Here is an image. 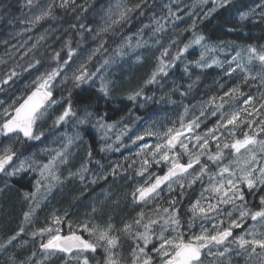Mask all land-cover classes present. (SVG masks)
I'll list each match as a JSON object with an SVG mask.
<instances>
[{"label": "rangeland", "instance_id": "1", "mask_svg": "<svg viewBox=\"0 0 264 264\" xmlns=\"http://www.w3.org/2000/svg\"><path fill=\"white\" fill-rule=\"evenodd\" d=\"M23 1V9H21L18 14H9L7 18L2 21V28L0 30V65L8 63L12 59L15 60L13 63H10L11 66H13L16 62H20L25 55L32 54L49 39H53V41L59 40L60 43L66 45L68 52L69 49L73 50V55L69 63L64 65L60 75L52 81L51 90L53 94L55 90L61 88L67 81L72 79L74 75L79 74L82 70L81 65L84 66L85 70L88 63L101 55H103V58L101 62L98 63L97 67L94 70L87 71L90 74L95 73V75L92 77V80L84 83V85L94 86L99 90L101 80L103 79L109 83V94L105 96L100 92L102 95L109 99L114 97V99L122 98L126 100H128V96L133 92L141 89L143 92V89L150 85H145V82L156 70L161 60L173 65L167 68L168 73L172 67L177 68L178 65H182L181 68H185L188 65L196 66L195 62L200 60L202 53L204 54V62L209 66L203 68L198 67L201 69L223 68L225 66L229 68V64L226 63V61H231L232 57L236 56L238 52H242V50L244 62L247 61L246 50L249 46L227 42L211 43L206 40V37L198 29L200 21L211 17L220 8L217 7L216 11L206 15L208 9L213 7L212 0H207V3H201V0L161 1L157 9L149 12L146 21L141 22L136 32L124 36L123 39H120L118 42L117 40H114V43L112 42L111 46L113 48L112 52L109 54V51H103L102 49L106 44L108 35H110L122 22L132 16L146 0H105L100 6L90 10L89 17L92 19L93 23L77 30L75 34L68 31L67 27L60 28L52 24L42 25L47 17L39 22L33 23L35 16L49 7L47 6L48 3L35 2V0H33L32 6L28 7L27 0ZM137 5H139V7H136ZM125 8H132L134 10L128 13L126 19L121 20L119 13ZM140 18L141 16L139 19ZM112 20H117L118 22L113 24ZM88 29H91V31ZM103 29H107V31ZM196 36H203L204 40L201 41V44L214 47L215 50L205 51L201 45L192 44L181 54L179 59L173 61L172 58L184 48L185 44H189L190 41H193ZM179 39H181L179 45H176ZM170 46H174L175 48L171 49ZM96 49H99V51H96ZM165 50H167V55L162 56ZM68 52L65 60L68 59ZM191 52L196 53L193 60L188 56ZM106 60L109 61V63L105 64L104 62ZM213 61H215V63ZM143 66H145L144 72L136 78L137 76L134 75V72L138 68L140 71ZM231 67L234 68L235 63L231 64ZM55 68L57 67H46L45 69H40L36 73H30L28 78L19 84L14 91L6 92L5 89H0V114H2L3 109L13 105L14 101L20 103L32 90L36 89L37 85L40 83L37 77H41L46 72ZM166 77L167 76L164 77L163 81L166 80ZM160 85L161 82L152 90L150 88V95L142 93V95L137 98L142 114L137 112L134 114L129 113L119 121L115 120L109 123L103 122L105 125H112L111 128H100L95 124V131L102 141L103 148H101V150L103 153H106L107 156L104 159L96 160L92 158V152L88 149L83 139L82 130L69 128L65 125H57L55 123L57 117L63 112L65 107H67L65 102L60 98L53 99L56 100L57 103L49 107L43 118L38 120L34 126V132L37 134L40 132L43 133V136H41L39 140L24 141L20 134L18 137L17 135L9 137L0 135V156H3L8 149H11L13 152L16 149L19 153V157L15 163L0 175V211L2 213V201L5 197L8 198V201L11 199L16 200L17 198L18 202H14L13 205L18 209V220H20V222H16V226L10 232L11 234L9 233L10 235L0 234V245L3 246L0 247V264H82L83 256L88 257L89 264H109V254L105 251V247L107 246L103 242L97 244L98 250L96 255L86 253L79 254V262L77 260V252L71 255L60 256L42 251L40 247L43 241L47 240L51 234H55L57 231L61 232V226L54 222L55 217L61 218L60 224H64L65 231L66 229L68 230L66 232H69V230L72 231L73 229L80 230L84 232L88 240H91L90 242L93 243H96L95 235H90V233L84 231L81 226L87 223L90 229L95 228L103 230L108 224H111L113 231L110 232V235L119 238L117 246L112 249L115 253L113 259L117 261V264H132L131 253L136 245V241L130 235L121 231L124 224L121 225V229H118L114 221L111 220L113 218H110L107 222L99 223L98 220H93L92 214L90 213L91 210L94 211V209L95 211L93 213L95 215L100 212V210L96 209L94 203L99 200L98 198L103 197L111 200L114 194L109 187H111L110 185L118 183L121 184V189L128 188L129 199L132 206H134L136 200H134L132 194L135 190L138 187L144 186L146 181L148 183L153 182L158 175V169L171 166L169 162L161 161L157 164L152 162V159L149 160V165H144L143 162L146 158L142 156L141 153L150 142L143 139L137 140L136 137L140 136V134H135V130L146 122L144 120V115L149 117V112L151 111L150 107L160 101L157 97L159 96L157 93L163 88V85ZM148 97L151 99H146ZM160 97L162 98L161 95ZM18 103L16 106H18ZM221 111L222 109L218 110L216 114ZM211 112L212 111L207 112L204 116H201L200 113L194 114L191 107H182L180 110L174 109L171 112L174 115L170 119L178 123L179 127L176 128L177 131L185 133L182 140L188 147V152H185L179 144V147L174 149L173 152L177 154L182 153L180 157L185 156L189 159V152L194 153L199 151L198 147H194V145H196L195 136H203L208 129L213 128L217 124V120L220 116V114L211 115ZM147 117H145V119L149 120ZM196 117L199 118L200 127L189 132L187 130V124ZM181 122L184 124L183 128L181 127ZM152 123L153 122H151V124ZM229 127L231 128L232 126ZM150 128L151 126L149 125L147 130H150ZM157 131L158 130H155V132ZM221 131H223V129H221ZM70 137L78 138H75L68 147L67 162L65 164L58 163L55 168V173L59 177L60 182H56L50 178H42L40 176L41 166L47 163L56 151L62 150L64 145L68 144V139ZM34 144H36V148ZM27 146H34L35 150L30 154H24L27 150ZM131 146L136 147L132 150L129 158L131 163L130 168H133L135 171L133 174L129 172V167L123 168L120 165L118 159L122 157L123 154L116 156V153H119L123 149H128ZM209 148L214 153L216 150V142L210 141ZM223 151L225 155V159L222 161L223 164H227L229 161L234 160L242 163L246 158V156L236 154L234 151L230 152L228 149H224ZM241 151L243 152L244 150L242 149ZM89 153H91L90 156ZM172 154L173 153H169V156L171 157ZM257 158H261L258 149ZM200 159L202 162L208 161L206 155L201 156ZM209 162L211 163V166L208 165L209 174L216 173L218 171L217 166L211 161ZM81 165H86L88 169V171L84 173L85 179L81 181L78 175L69 178V172L76 173L78 169L81 168ZM145 168L147 170L143 172V175H138V173ZM113 169H116L117 172L115 176L112 174ZM195 169L196 172H199V166H196ZM13 172L15 174H8ZM192 172L193 170L190 171V173ZM20 174H26L28 177H32L31 190H17L11 183V179L18 177ZM107 176L110 177L108 183L106 182ZM191 179L192 176H187L185 179L173 183L172 190H175L181 183L184 184L185 181H190ZM38 180L41 181L39 185L37 184ZM101 182L104 183L103 187ZM50 183L53 186L48 190V185ZM198 183L202 184V190L194 202L200 199L204 189L210 187L209 176H203L202 182L198 181ZM94 187H102L100 188L102 189L101 195H95V189L98 188ZM166 189L169 190L168 188ZM66 191L70 193L68 194L69 199L72 195L74 196V202L70 207L71 210L69 209L70 211L66 209L65 200L63 201L64 197L61 196V194ZM244 191L246 192L247 188H245ZM25 193H28L29 196L25 197ZM33 194H35V198H33ZM52 195L58 197L56 208L53 209L47 208L51 205L49 199ZM204 195L207 197L209 193L205 192ZM156 199L157 198L142 204L143 208L154 204ZM207 202L206 200H201V205L206 206ZM211 202L216 203L215 200ZM238 202L239 201H237V204L240 203ZM191 205L192 203L189 204V208L184 210L186 222L184 223L179 217L180 227L178 231L183 234L186 241L191 235L200 234L202 226L211 231L213 224L218 225L220 228H222L223 225L229 226L230 221L236 220L239 216L236 214L237 212L239 213V211L235 210L231 204H220L219 208L221 212L219 216H216L215 213H211L209 214V219H205L199 214L193 217V213L190 210ZM44 207H46L45 217L41 214V210ZM176 208L179 216L178 207L176 206ZM32 209H34V211L31 212L29 219L25 221L24 213L30 212ZM73 211L75 214H73ZM229 212H231V216L228 215ZM167 215L166 213H162L159 217L155 218L159 220V224L152 226L153 231L150 233L151 242L146 249L147 251H151L153 244L159 245L157 236L164 222L162 217L166 218ZM190 220L193 221V226L191 228L188 227ZM220 221H223V224H220ZM48 227L53 229L52 233L45 232L44 234H40L38 232L40 228ZM21 228H23V231H21ZM135 231L143 232L144 229L140 227L138 230H133V232ZM34 232L37 233L35 236L33 235ZM17 233H19V235H17ZM164 235L175 237L176 232H173L169 228L165 231ZM12 237L16 238L9 243ZM226 246L232 249L229 254H226L224 258L208 255L203 259L204 264H245L244 258L247 259L250 264L254 263V256L249 258L246 256L247 253H242L241 256L237 255L239 249H237L235 244L229 243ZM220 250H222V247ZM212 251L215 252L216 249L213 248Z\"/></svg>", "mask_w": 264, "mask_h": 264}, {"label": "snow or ice", "instance_id": "2", "mask_svg": "<svg viewBox=\"0 0 264 264\" xmlns=\"http://www.w3.org/2000/svg\"><path fill=\"white\" fill-rule=\"evenodd\" d=\"M213 7L208 9L206 15L211 14L216 11L217 7L225 8L232 4V0H212ZM201 3H207V0H201ZM33 0H27V6L31 7ZM69 5L73 6L75 10V0H62L60 7H67ZM136 7H139L137 5ZM86 11V9H83ZM134 9L125 8L119 13L120 19L124 20L127 18L128 13H131ZM52 15L51 5L40 12L39 15L35 16L33 23L39 22L40 20L45 19ZM248 13H241V19H247ZM264 16V12L261 13ZM117 20H112V23H117ZM195 26V25H193ZM81 28L85 26L80 25ZM91 31V29H88ZM107 31V29H103ZM204 40L203 36H196L193 41H190L189 44H185L184 48L181 49L175 57L172 58L173 61L180 58L181 54L186 51L192 44L201 45L205 51H214V47H210L206 44L202 45L201 41ZM102 46V45H101ZM99 51V49H96ZM247 61L244 62V56L242 52H238L236 56L232 57L231 61H226L229 64V68L226 72L227 75H231L233 72H236L239 69L242 73H249V75L244 76V81L247 82L249 78L253 81L258 80L260 85L264 87V72L257 73V75H250V70L247 65L251 64L254 60H258L262 66H264V47L257 49L256 47L249 46L247 48ZM73 55V50L69 49L68 59L64 60L63 64H59V52L55 53L53 59L57 60V68L46 72L41 77H37V80L40 83L37 85L36 89L27 96L26 99H23L22 103L14 101L13 105H10L9 108L3 109L2 114H0V135L9 136V134H23V136L29 140H39L43 133L34 132V126L37 121L42 119L48 108L56 104L57 101L52 99V90L51 83L52 81L60 75V72L63 70L64 65H67L71 60ZM163 55H167V50H165ZM215 63V61H213ZM40 61L37 60L35 64H39ZM105 64L109 61H105ZM197 67H208L209 65L204 62V54H201L200 60L196 61ZM235 63V67H231V64ZM35 65L29 64V68L34 67ZM173 66L171 63H165L161 60L160 64L156 70L151 74L150 78L145 82V85L153 84L157 82V77L167 76V68ZM81 71L79 74L74 75L73 79L76 82L77 86L80 84L87 83L92 80V77L95 73H88L84 70V66L81 65ZM27 71V69H25ZM99 70V69H98ZM187 71V68L185 69ZM15 76H17L16 71L13 69L7 73L6 78L0 80L2 84H8ZM191 87V86H189ZM100 92L105 96L109 94V83L101 80ZM234 93H239V88L230 89L229 92L225 93V96H231ZM142 95V89L137 90L128 96V99L135 101L138 97ZM184 95V93H181ZM242 95V93H241ZM19 99V98H18ZM146 99H151L150 97ZM223 100V98H221ZM254 97L249 95L243 103L245 105H251L253 112L256 111V107L252 104ZM264 101V96L260 98ZM18 103V106L16 104ZM223 108V104L218 105L211 112V115H216V112ZM260 108L264 109V103L260 104ZM93 113L88 111V106L85 105L83 109V114L78 116L77 113L73 110L71 101L68 102V106L65 107L63 112L57 117L55 123L59 125L61 122H66V119L73 117L81 125H86L90 122L93 117ZM201 116H204V111H201ZM252 116L251 112H248L247 108L237 109L234 111H221L220 116L217 120V124L207 130L203 135H196V145L199 151L189 152V159L185 163L179 162V157L181 154L173 152L176 147L178 138L183 135V132L177 131L175 129H168L164 133V139L162 143H157L154 146L152 151V162L159 164L161 161L169 162L170 167L163 176H156L154 181L151 183L145 182L144 186L138 187L135 192L132 194L134 200H139L147 203L149 200L155 199L160 196V193L163 191L162 185H166L169 191L172 190V184L177 183L179 180L185 179L187 176H192V179L188 182L187 186L191 187L197 181L202 182V178L205 175L209 176L210 187L204 189L201 193L200 199L196 200L191 205V211L193 217L197 214L201 215L205 219H209L211 213H215L216 216L220 215V204H231L235 210L239 211L238 220H231L230 224L226 228H220L218 225L213 224L212 230L209 231L207 228L201 227L200 234L191 235L187 241L184 239L182 233L178 231L180 227V219L177 214L176 205L179 203L176 199L168 201L169 207L163 208V213L168 214L166 218H163V225L160 228V232L157 236L159 240V245L153 244L151 251H147L149 243L151 242L152 226L159 224L158 219H147V223H144L145 214L141 212L139 217L134 219L132 223H126L121 229V231L130 235L135 241L136 245L132 250V264H204V260L201 258L202 253L205 249L207 252L205 255L216 256L218 258H224L226 254H229L232 249L226 245L229 237H232V228L242 227L245 217L250 218L252 221L264 225V207H261L257 211H251L247 208V202L245 201V191L247 188L249 193H254L259 186L264 185V137L261 136L264 133V118L259 120L250 119ZM103 117L96 118V124L100 128H111L112 125H105L103 122ZM240 125H245L248 129H252L253 125H256V131L243 132V139H233L235 130L240 127ZM229 126H232L231 128ZM181 127H184L183 122H181ZM200 127L199 118H193L187 124V130L189 132L193 131L195 128ZM223 129V131H221ZM227 135H226V134ZM151 134V133H149ZM258 137H261L258 139ZM78 137H70L68 139V144L64 145L62 150L56 151L55 154L48 160L47 163L43 164L40 169V176L42 178H50L56 182L59 181V177L55 173V168L57 164H65L68 158V147L72 144L73 140ZM137 140L143 139V136H137ZM210 141L216 142V150L213 153L209 144ZM181 148L188 152L187 144L183 140H179ZM110 147V146H109ZM224 149H228L230 152L239 154L241 156H246L242 161H229L227 164H223L222 161L225 159ZM244 150L243 152L241 150ZM257 149L259 150L261 158H257ZM169 153H173L172 156H169ZM15 153L11 149L6 150L3 156H0V172L5 171V164L12 160ZM91 153H89V156ZM207 156V160L211 161L218 168V171L214 174H209L208 164L202 162L200 157ZM144 165H149L150 161L145 159ZM195 166H199V172H196ZM189 169H192L193 172L190 173ZM147 169H143L138 175H143V172ZM87 166L81 165V168L78 169L76 173L69 172V178L74 176H79L81 181L85 179L84 173L87 172ZM195 173V174H193ZM9 175L15 174L8 173ZM47 174V175H46ZM112 174L115 176L117 174L116 169L112 170ZM227 174V175H225ZM175 178V179H173ZM41 181H37L39 185ZM53 185L50 183L48 185V190L51 189ZM181 188V195H183V189L185 185L181 183L179 185ZM208 192L209 196H205L204 193ZM25 197H28L29 194L25 193ZM35 198V194H33ZM201 200L208 201L206 206L201 205ZM215 200L216 203L211 201ZM237 201L240 203L237 204ZM260 204L264 205V196L260 197ZM24 213L25 221L29 219L31 212ZM95 211V209H94ZM157 214H159V209H157ZM231 216V212L228 213ZM61 221L60 217H55L54 222L59 224ZM220 224H223V221H220ZM143 227L144 231L133 232V226ZM193 226V221L190 220L188 227ZM84 231L89 232L90 235H95L96 243L85 240L82 236L77 235L75 232H72L70 235L61 236L59 231L55 234H51L46 243L41 244V248L45 250H54L63 253H71L73 249L77 250V260L80 261L79 254L91 250L92 252L96 251L97 244L103 242L107 247L105 251L109 254L108 261L109 264H117V261L113 259L115 253L112 251L113 248L117 246L118 237L110 235V232L113 231L112 225L108 224L107 227L103 230L99 229H90L85 223L81 226ZM171 229L173 232H176V236L172 237L171 235L165 236L164 233L168 229ZM23 231V228H21ZM40 234L52 233L53 229L40 228L38 230ZM37 233H33L35 236ZM19 235V233H17ZM250 237V238H246ZM16 237H12L9 240H14ZM230 243L235 244L239 251L237 255L242 253H247L248 257L253 256H264V231H257L255 225L251 226L246 232L239 237L234 238ZM0 247H3L0 245ZM222 247V250H220ZM215 248L216 251L213 252L212 249ZM259 249V253L257 252ZM155 254V255H153ZM82 264H89L87 256H83Z\"/></svg>", "mask_w": 264, "mask_h": 264}, {"label": "trees", "instance_id": "3", "mask_svg": "<svg viewBox=\"0 0 264 264\" xmlns=\"http://www.w3.org/2000/svg\"><path fill=\"white\" fill-rule=\"evenodd\" d=\"M104 1L105 0H75L76 7L75 10H73L72 5L60 7L62 1L59 0H35V2H46L48 3L47 6L51 5L52 7V15L47 17L42 25L52 24L55 27H67V30L71 31L73 34H75L77 30L82 29L80 27L81 24L88 26L93 23L92 19L89 17L90 10L100 6ZM161 1L163 0H146L143 2L132 16L122 22L110 35H108L106 44L102 48L103 51H109V54L112 52L113 47L111 44L114 40L118 42L120 39H123L124 36L136 32L141 22L146 21L149 12L157 9ZM23 5V0H0V30L2 28V21L5 20L9 14H18L21 9H23ZM86 7L87 10H83L86 9ZM263 10L264 0H232L230 6L219 8L211 17L200 21L198 29L206 37V40L211 43H237L260 49L264 47V16L261 15ZM241 13H248L247 19L242 20ZM140 16L141 18L139 19ZM180 40L181 39L176 42V45H179ZM170 48L174 49L175 47L170 46ZM57 52L60 54L59 64H62L67 57L68 48L65 44L60 43L59 40L53 41V39H49L32 54L25 55L20 62H16L13 66H11L10 63H13L15 60L12 59L8 63L1 64L0 80L5 79L7 73L13 69L16 71L17 76L9 81L8 84L0 83V89H5L6 92L14 91L19 84L28 78L30 73H36L40 69H45L46 67H57L58 62L53 59ZM195 54V52H191L188 56L193 60ZM102 58L103 55L93 59L87 64L85 70H94L98 63L101 62ZM37 60L40 61L39 64H35ZM29 64L35 66L29 68ZM181 66L182 65H178L177 68L172 67L166 80L163 81L165 76L158 77L156 83L150 84L143 89L142 93L150 95V88L152 90L154 87H157L159 82L163 85V88L157 93L159 94L157 97L161 102L159 101L150 107L151 111L149 112V117L144 115L145 124L135 130V134H140V136H143V140L150 142L141 153L142 156L148 160L152 159L151 153L154 150L155 144L163 142L164 133L167 132L168 129L176 130V128L179 127L178 123L170 119L174 115L171 113L174 109L180 110L182 107H191L194 114L201 113V111H204L206 114L212 111L214 107L223 104L222 111L227 112L247 108L248 112L252 113L250 119L259 120L264 118V109L260 108V104L264 103V101L260 99L264 96V87L260 85L258 80L253 81L251 78L245 82L244 76L249 75V73H242L237 69L236 72H233L229 76L226 74L228 70L227 66L223 68L206 69L189 65L185 68H181ZM247 67L250 70V75H257V73L264 72V66L258 61L248 64ZM141 68L140 71L138 68L134 72V75L137 76L136 78L144 72L145 66ZM186 68L187 71H185ZM25 69H27V71ZM233 88H239V93H234L230 97L225 96V93ZM181 93H184V95H181ZM249 95L254 97L252 104L256 107L255 112H253L251 105H245L243 103ZM54 98L62 99L66 106H68V102L71 101L73 110L78 116L83 114L85 105L88 106V111L94 114L90 122L86 125L79 124L73 117L67 118L66 122H61L60 125L82 130L85 144L92 152V158L96 160L107 157L106 153H103L101 150V148H103L102 141L94 128L96 118L103 117L102 122L109 123L115 120L119 121L129 113L134 114L136 112H142L137 99L135 101L122 98L114 99V97L109 99L102 95L94 86H86L84 84L77 86L73 78L67 81L61 88L54 91ZM221 98H223V100ZM145 117L149 120H146ZM151 122L153 123L151 124ZM149 125L151 128L147 130ZM155 130L158 131L155 132ZM236 132H238V130H235V133ZM34 146L36 148V144H34ZM134 147L135 146H131L128 149H123L119 153H116V156L123 154L122 157L124 158L119 157L118 159L123 168L131 167L129 158ZM187 160L185 156L180 157V162H187ZM206 163L211 166L209 161ZM164 169L165 168L162 167L160 169L161 172ZM129 172L133 174L135 171L133 168H130ZM107 177L106 182L108 183L110 177ZM188 182L187 180L184 183L183 195H181L182 190L179 186L173 190L174 198L179 202L176 205L179 210V217L184 223L186 222L184 210L188 208L189 204L197 198L202 190V184L198 183V181L191 187L187 186ZM11 183L17 190L28 191L32 189V177H28L26 174H20L18 177L12 178ZM101 184L103 187L104 183L101 182ZM110 186L109 189L114 194L113 198L111 200L106 199V197L98 198L99 200L96 201L94 205L100 212L95 215L93 213L94 211L91 210L90 214H92L93 220L96 219L99 223L107 222L110 218H113L111 220L114 221L118 229L122 228V224L132 223L134 219L139 217L141 212L145 214L144 223L147 222L148 218L155 219L159 217L160 214L163 213L165 200L170 201L171 198L170 193L167 195L163 194L164 196H159L158 200L150 206L144 208L142 204H135L132 206L129 199L128 188L121 189L120 183ZM102 187H94L98 188L96 189V194L102 193V189L100 191ZM68 194L70 193L66 191L63 192L61 196L64 198L67 196L65 204L66 209L70 211V207L74 202V196L72 195L70 200ZM57 199L58 197L55 198V201H57ZM14 202H18V199L16 198V200L11 199L8 201V198L5 197L2 201L3 210L2 213L0 211V234H9L16 226V222H20V220H18L19 212H17L18 209L13 205ZM157 209H159V214H157ZM41 214L45 217L46 207L42 208ZM73 214H75L74 211ZM139 228L135 225L133 226V230H138ZM66 231L68 230L66 229ZM72 231H77V233L81 234L84 233L76 229Z\"/></svg>", "mask_w": 264, "mask_h": 264}, {"label": "flooded vegetation", "instance_id": "4", "mask_svg": "<svg viewBox=\"0 0 264 264\" xmlns=\"http://www.w3.org/2000/svg\"><path fill=\"white\" fill-rule=\"evenodd\" d=\"M236 130H238V132H236L237 133V135H236V133L234 134V139H243V132L244 131H248V132H253V131H256L257 129H256V125H253V128L252 129H248L245 125H240V127L239 128H237ZM261 136L262 137H264V133H262L261 134ZM242 137V138H241ZM259 138H261V137H258V139ZM24 144H27V143H25V142H23ZM35 149H34V146H27V150L25 151V153L24 154H30L31 152H33ZM14 153H15V156H16V160L18 159V157H19V153L17 152V150L15 149V151H14ZM170 167V166H169ZM169 167H167V168H165L162 172H161V168L160 169H158V171H157V173H158V175L157 176H162V175H164L166 172H167V170H168V168ZM164 168V167H163ZM167 188V186H164L163 187V191L160 193V196H162V194H164V195H167V194H169L170 193V195H171V198H170V200H172V199H175L174 198V194H173V190H171V191H169V190H167L166 189ZM96 189H95V195H97L96 194ZM100 191H101V189H100ZM250 194V195H249ZM163 195V196H164ZM172 195H173V197H172ZM53 197H51L50 199H49V202H50V206H48L47 208H56V201H55V198H57L55 195H52ZM261 196H264V185H261V186H259V188L257 189V190H255V192L254 193H249L248 192V190L245 192V201L247 202V208H249L251 211H257V210H259L261 207H264V205H261L260 204V197ZM247 199V200H246ZM65 200V198L63 199V201ZM157 200H158V197H157ZM150 201V200H149ZM167 200H165V205H164V207L166 208V207H169V204H168V201L166 202ZM193 202L194 201H192L191 203L193 204ZM145 202H143L142 204H144ZM190 203V204H191ZM239 203V202H238ZM188 208H189V206H188ZM237 215H239V213L237 212L236 213ZM238 218H239V216H238ZM238 218L236 219V220H238ZM63 223H64V220H63ZM57 225H59V226H61V232H59V234L61 235V236H64V235H69V234H71L72 232H74V231H70V232H66L65 231V228H64V224L63 225H61L60 223L59 224H57ZM253 225H255V227H256V229H257V231L259 232V231H264V225H262V224H259V223H257V222H254V221H252L250 218H248V217H245L244 218V221H243V224H242V227H240V228H232V237H230L229 239H228V241L226 242V245L227 244H229L230 243V241H232L234 238H236V237H239L240 235H242V234H244L245 232H246V230H248L251 226H253ZM226 227H228L227 225H223V227L222 228H226ZM76 234H79V235H81V236H83V238L84 239H86V240H88V238H87V236H86V234H81V233H77L76 232ZM250 238V237H249ZM48 240V239H47ZM47 240H45V241H43V243H45V242H47ZM225 245V246H226ZM237 247V246H236ZM215 249V248H214ZM238 249V248H237ZM46 252H50V253H53V254H57V255H60V256H65L66 254L65 253H63V252H59V251H53V250H45ZM259 249H257V252L259 253ZM207 252V249H205L204 250V252H203V259H205L208 255H205L204 253H206ZM83 253H86V254H93V255H96V253H89V252H83ZM239 256H241V254L239 255ZM246 256H248L247 254H246ZM255 257V260H254V263L253 264H264V256H254ZM237 259V258H236ZM239 259H240V257H239ZM244 260H245V264H250L249 263V261H247V259H245L244 258ZM237 262V261H236Z\"/></svg>", "mask_w": 264, "mask_h": 264}, {"label": "water", "instance_id": "5", "mask_svg": "<svg viewBox=\"0 0 264 264\" xmlns=\"http://www.w3.org/2000/svg\"><path fill=\"white\" fill-rule=\"evenodd\" d=\"M35 90V89H34ZM34 90H32V91H34ZM31 91V92H32ZM31 92L28 94V95H30L31 94ZM27 95V96H28ZM27 96L24 98V99H26L27 98ZM52 99H53V94H52ZM23 102V100L20 102V103H22ZM13 135H16V134H9V136H13ZM21 136H22V138H23V140L24 141H27V140H29V139H27V138H25L24 136H23V134L21 133L20 134ZM9 136H7V137H9ZM185 136V133L183 132V135L182 136H180L179 138H178V141H177V143H176V147H175V149L179 146V140H182L183 139V137ZM15 159H16V156L14 155L13 156V158H12V160L11 161H9V162H7L6 164H5V170H7L13 163H14V161H15ZM190 170H192V169H189V171ZM5 172V171H4ZM1 174H3V172H0V175ZM163 176V175H162ZM173 179H175V178H173ZM164 186H166V185H162L161 187L163 188ZM136 203L137 204H141V203H143V201H139V200H136ZM70 235V234H69ZM77 235H79V234H77ZM64 236H67V235H64ZM81 236V235H80ZM230 238V237H229ZM228 238V239H229ZM86 240V239H85ZM41 248V247H40ZM41 250H45V249H42L41 248ZM54 251V250H53ZM96 251H97V249H96ZM95 251V252H96ZM74 252H77V250H75V249H73V251L71 252V253H66V254H72V253H74ZM86 252H92L91 250H88V251H86ZM95 252H92V253H95ZM202 258V257H201Z\"/></svg>", "mask_w": 264, "mask_h": 264}, {"label": "bare ground", "instance_id": "6", "mask_svg": "<svg viewBox=\"0 0 264 264\" xmlns=\"http://www.w3.org/2000/svg\"><path fill=\"white\" fill-rule=\"evenodd\" d=\"M137 18H138V17H137ZM78 23H79V22H78ZM126 30H127V29H126ZM113 43H114V42H113ZM111 45H112V44H111ZM51 131H52V130H51ZM236 135H237V133H236ZM242 136H243V135H242ZM234 137H235V136H234ZM241 138H242V137H241ZM180 151H181V150H180ZM158 198H159V197H158ZM156 200H157V199H156ZM156 200H155V201H156ZM69 231H70V230H69ZM76 232H77V231H76ZM76 232H75V233H76ZM82 237H83V236H82ZM90 241H91V240H90ZM94 243H95V242H94Z\"/></svg>", "mask_w": 264, "mask_h": 264}]
</instances>
